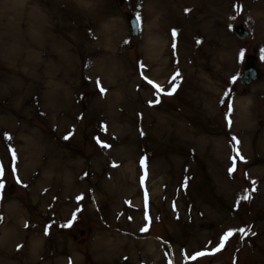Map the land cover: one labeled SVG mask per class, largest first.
<instances>
[{"label":"rangeland","instance_id":"rangeland-1","mask_svg":"<svg viewBox=\"0 0 264 264\" xmlns=\"http://www.w3.org/2000/svg\"><path fill=\"white\" fill-rule=\"evenodd\" d=\"M215 4L0 0V264H264V0Z\"/></svg>","mask_w":264,"mask_h":264},{"label":"snow or ice","instance_id":"snow-or-ice-1","mask_svg":"<svg viewBox=\"0 0 264 264\" xmlns=\"http://www.w3.org/2000/svg\"><path fill=\"white\" fill-rule=\"evenodd\" d=\"M186 11H188V10L186 9ZM135 19H136V26L139 27V25H140V21H141V15H140L139 13H137ZM175 35H176L175 31H173V36L175 37ZM197 43H199V41H197ZM173 47L175 48V44H173ZM242 55H243V53H241V56H242ZM179 75H180L179 72H177V73L173 76L172 79L175 80ZM233 80H235V77H233ZM96 83H97V86H98V88H99L101 94L103 95V94L106 92V89H104L103 87L100 86V81H99V79H97ZM149 83H152V82L149 81ZM153 87L156 89L157 92L162 91V89H160L159 86H157V85H153ZM174 91H175V88L172 89V92H174ZM172 92H169V93H167V94H168V95H171ZM228 95H229V93L226 92V93H225V96H228ZM223 102H224V101L222 100L221 103H223ZM156 103H159V98H157ZM227 107H228V114H231V113L233 112V104H232L231 101H229ZM228 124H229V126H231V124H232V121H231L230 119H228ZM102 131H106V127H105V126H102ZM69 135H70V134H69ZM69 135H66L64 138H65V139H68V138H69ZM232 139H233V141H234L235 144L238 145V144L240 143L239 140H238L236 137H233ZM97 142H98V143H101V146H102V147H105V148L110 147V145L103 144V143H102L101 141H99V140H97ZM236 155H237L238 157H240V152H239L238 149L236 150ZM241 159H242V157H241ZM141 164H142V166H143V164H144V160L141 161ZM233 170H234V169H229V172L231 173ZM14 171H15V170H14ZM0 175H3V170H2V169H0ZM143 180H144V177L141 178V183H142V184H143ZM18 182H19V181H18ZM253 185H255V181H253ZM0 187H3V184H2V183H0ZM252 191H256L255 187H253ZM81 198H82V197H77L78 200L81 199ZM147 199H148V197H147V193H145V201H146V204H147ZM243 199H250V196L245 195V196L243 197ZM174 207H175V205H174ZM0 219H2V218H0ZM74 219H75V215H73V220H74ZM145 219H146V220L149 219L148 214H147V211L145 212ZM63 226H64V227H69V226H71V221H70L67 225H63ZM25 227H28V225L26 224ZM141 231H142V232H147V231H148V228H147V227L142 228ZM238 231H239L240 233H242L243 235H247V234H248V232H247L244 228H240V229H238ZM47 234H48V233H47V228H46V230H45V235H47ZM233 234H234V233H233V231H231V230L228 231V232H226V233L221 237L220 243H219V245L213 250V253L200 252V253H197L196 256H203V255H207V254H214V252H219V251H221V250L223 249L224 245H225V242H226V241L228 240V238L231 237ZM253 235H255V233H253ZM196 256L192 257V259H196Z\"/></svg>","mask_w":264,"mask_h":264},{"label":"water","instance_id":"water-1","mask_svg":"<svg viewBox=\"0 0 264 264\" xmlns=\"http://www.w3.org/2000/svg\"><path fill=\"white\" fill-rule=\"evenodd\" d=\"M128 17V23L132 36H136L138 32V27L136 26V19L129 14H126ZM236 36L239 39H245L248 37L249 33L244 26H236L234 29ZM261 71L258 67L257 61L254 57H249L245 60L244 71L240 77V83L242 85L248 86L260 77ZM12 192V189L10 190Z\"/></svg>","mask_w":264,"mask_h":264},{"label":"bare ground","instance_id":"bare-ground-1","mask_svg":"<svg viewBox=\"0 0 264 264\" xmlns=\"http://www.w3.org/2000/svg\"><path fill=\"white\" fill-rule=\"evenodd\" d=\"M261 4V3H260ZM260 4H258V6L260 5ZM207 5H208V7L210 8V7H216V4H215V0H207ZM257 6V7H258ZM211 12V11H210ZM244 108H241V110H243Z\"/></svg>","mask_w":264,"mask_h":264}]
</instances>
